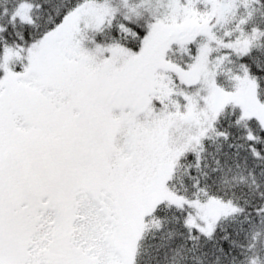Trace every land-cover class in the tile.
Returning a JSON list of instances; mask_svg holds the SVG:
<instances>
[{"label":"snow or ice","instance_id":"6c2138e0","mask_svg":"<svg viewBox=\"0 0 264 264\" xmlns=\"http://www.w3.org/2000/svg\"><path fill=\"white\" fill-rule=\"evenodd\" d=\"M0 264H264V0H0Z\"/></svg>","mask_w":264,"mask_h":264}]
</instances>
